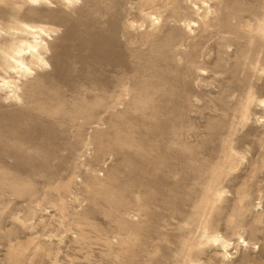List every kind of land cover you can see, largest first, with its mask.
Wrapping results in <instances>:
<instances>
[{
    "label": "rangeland",
    "instance_id": "1",
    "mask_svg": "<svg viewBox=\"0 0 264 264\" xmlns=\"http://www.w3.org/2000/svg\"><path fill=\"white\" fill-rule=\"evenodd\" d=\"M55 4L0 1L63 28L0 91V264H264V0Z\"/></svg>",
    "mask_w": 264,
    "mask_h": 264
},
{
    "label": "clouds",
    "instance_id": "2",
    "mask_svg": "<svg viewBox=\"0 0 264 264\" xmlns=\"http://www.w3.org/2000/svg\"><path fill=\"white\" fill-rule=\"evenodd\" d=\"M81 2L82 0H63L66 6H79ZM26 6L54 8L56 4L55 0H26ZM62 32L63 28L58 25L30 27L24 23H14L6 28L0 27V38H8L11 41L7 49H0V62H3L8 72L15 77V79H7L0 76V91L6 92L9 98L18 95V85L21 81L30 78L36 71H51L52 63L47 58L52 53L51 49L44 48L43 51H46L47 55L40 56L34 65L25 63L24 57L40 52V46L44 42L52 40L53 37H59ZM4 102L7 103L8 99L6 98Z\"/></svg>",
    "mask_w": 264,
    "mask_h": 264
},
{
    "label": "bare ground",
    "instance_id": "3",
    "mask_svg": "<svg viewBox=\"0 0 264 264\" xmlns=\"http://www.w3.org/2000/svg\"><path fill=\"white\" fill-rule=\"evenodd\" d=\"M0 1H3V0H0ZM28 26L32 27V26H39V25H33V24H27ZM10 43L11 41L10 40H0V49H7L9 46H10ZM47 41L44 42V44H42L40 47H41V51L40 52H37L35 54H28L24 57V61L25 63L29 64V65H34L36 62H37V59L40 57V56H46L47 53L46 51H43L44 48H49L48 45H47ZM0 66H2V68L5 70L6 73L10 74L9 77L7 76H4L5 78L7 79H15L14 76H12V74L10 72H8V69L7 67L3 64V62H0ZM18 88H19V91H20V86L18 85ZM12 98L16 101H19L21 102L22 99L19 95H13ZM54 100V99H53ZM214 239L217 241L219 239V236L217 237H214Z\"/></svg>",
    "mask_w": 264,
    "mask_h": 264
}]
</instances>
